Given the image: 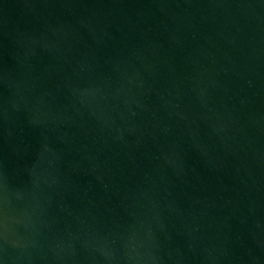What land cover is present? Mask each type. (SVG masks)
Here are the masks:
<instances>
[{"label":"water","instance_id":"95a60500","mask_svg":"<svg viewBox=\"0 0 264 264\" xmlns=\"http://www.w3.org/2000/svg\"><path fill=\"white\" fill-rule=\"evenodd\" d=\"M0 264H264V0H0Z\"/></svg>","mask_w":264,"mask_h":264}]
</instances>
